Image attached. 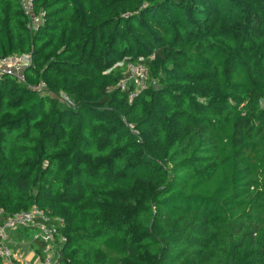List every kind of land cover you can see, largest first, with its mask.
<instances>
[{
    "label": "trees",
    "instance_id": "1",
    "mask_svg": "<svg viewBox=\"0 0 264 264\" xmlns=\"http://www.w3.org/2000/svg\"><path fill=\"white\" fill-rule=\"evenodd\" d=\"M42 10L33 30L0 0V59L35 64L28 83L0 78L4 217H64L62 264H264V0ZM140 60L149 85L130 99L116 85Z\"/></svg>",
    "mask_w": 264,
    "mask_h": 264
},
{
    "label": "built area",
    "instance_id": "2",
    "mask_svg": "<svg viewBox=\"0 0 264 264\" xmlns=\"http://www.w3.org/2000/svg\"><path fill=\"white\" fill-rule=\"evenodd\" d=\"M22 4L30 15V26H40L44 23L46 12L42 10L36 14L34 0H22ZM34 66L32 53L9 55L0 59V78L11 75L19 83H28L26 72ZM149 71V66L144 60L128 61L124 76L116 87L133 99L148 88ZM29 86L44 94L48 93L44 80ZM58 98L69 106L77 107L72 97L64 91L58 93ZM65 226L64 217L53 216L37 205L8 217H4V210L0 209V264H62L64 243L67 241L66 235L63 234ZM19 230L34 231V243L40 249L37 250L33 245L27 250L14 247L11 244L12 235Z\"/></svg>",
    "mask_w": 264,
    "mask_h": 264
},
{
    "label": "rangeland",
    "instance_id": "3",
    "mask_svg": "<svg viewBox=\"0 0 264 264\" xmlns=\"http://www.w3.org/2000/svg\"><path fill=\"white\" fill-rule=\"evenodd\" d=\"M31 28L33 30H37L39 26L32 25ZM130 128L132 131H135L136 133H138V130H135L133 125H130ZM20 231H23V232L18 233L17 240L13 241L14 246H16L17 248H21L23 250L30 249V246L32 245V243L35 244L34 243V231L32 230H27V231L20 230Z\"/></svg>",
    "mask_w": 264,
    "mask_h": 264
},
{
    "label": "crops",
    "instance_id": "4",
    "mask_svg": "<svg viewBox=\"0 0 264 264\" xmlns=\"http://www.w3.org/2000/svg\"><path fill=\"white\" fill-rule=\"evenodd\" d=\"M21 232H23V231H18V232H15L13 235H12V239H11V244L14 246V244H13V241H16L17 240V237H18V233H21ZM17 234V235H16ZM21 240V239H20ZM32 245L34 246V248H36L37 249V247H38V245L35 243V244H33L32 243ZM14 247H16V246H14Z\"/></svg>",
    "mask_w": 264,
    "mask_h": 264
}]
</instances>
